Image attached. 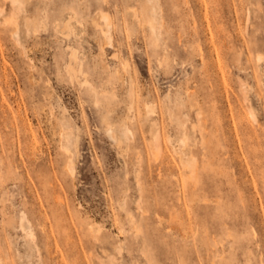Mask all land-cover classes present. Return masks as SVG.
Instances as JSON below:
<instances>
[{
  "label": "rangeland",
  "instance_id": "rangeland-1",
  "mask_svg": "<svg viewBox=\"0 0 264 264\" xmlns=\"http://www.w3.org/2000/svg\"><path fill=\"white\" fill-rule=\"evenodd\" d=\"M258 53L264 0H0V264H264Z\"/></svg>",
  "mask_w": 264,
  "mask_h": 264
},
{
  "label": "bare ground",
  "instance_id": "bare-ground-1",
  "mask_svg": "<svg viewBox=\"0 0 264 264\" xmlns=\"http://www.w3.org/2000/svg\"><path fill=\"white\" fill-rule=\"evenodd\" d=\"M14 2H16V1H18L19 2V4H20V6H22L23 5V0H13ZM99 17H100V19H99V21L96 19L95 20V24H99V22H101L100 20L101 19H104L105 20V24L106 25H108V27L106 28H104V29H102L103 30V32L106 34V36L107 37H109V39L112 37V34H111V32H110V26H111V23H112V21H111V18H110V15L108 14V13H103V11L99 14ZM148 21H149V23H150V26L152 27V28H155V24H154V22L152 21V19L151 18H149L148 19ZM100 26V25H99ZM98 26V27H99ZM256 60L258 61V62H262V61H264V55L263 54H261V53H258L257 54V56H256ZM146 105V104H145ZM150 105H151V103H150ZM148 108H150V107H148ZM151 112H153L152 111V109H151ZM149 113V112H148ZM150 114V113H149ZM188 163L190 164V167H191V171H193L194 172V170H195V168H196V165L193 163L194 161H193V158L192 157H190V156H188ZM70 168H71V170H72V172H73V169H74V165H73V161L72 160H70ZM196 172V171H195Z\"/></svg>",
  "mask_w": 264,
  "mask_h": 264
}]
</instances>
